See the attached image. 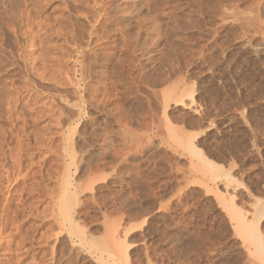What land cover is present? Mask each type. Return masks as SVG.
Returning a JSON list of instances; mask_svg holds the SVG:
<instances>
[{
  "label": "rangeland",
  "instance_id": "obj_1",
  "mask_svg": "<svg viewBox=\"0 0 264 264\" xmlns=\"http://www.w3.org/2000/svg\"><path fill=\"white\" fill-rule=\"evenodd\" d=\"M27 2L16 4L22 6L15 12L14 4L13 10L0 7V16L6 14L0 19L10 22L0 25L6 27L0 28V136L6 137L4 141L0 137V222L15 205L21 214L12 249L0 250V264L54 261L58 231L50 222L68 160L66 128L78 118L79 109L85 113L73 134L75 158L81 166L88 155L93 173L82 178L78 167L72 178L82 185L97 179V188L81 193L80 205L75 206L81 210L83 219L78 220H83L86 235L94 239L92 245H104L107 234L117 248L126 233L127 259L119 256L121 264H264V0H37L32 6L31 0ZM24 15L27 24L21 23ZM12 16H19L20 22ZM122 18L128 24L127 39L118 34ZM92 24L99 25V31L111 30L104 48L91 45L114 57L109 77L94 76L101 77L93 83L100 89L81 95L68 84L75 70L73 42L86 43L85 47ZM66 38H72L71 43ZM37 55L44 57V65ZM115 55L121 59L116 61ZM57 57L63 59L59 65L54 63ZM79 96L86 101L85 111L64 100L71 103ZM198 149L218 164L203 167ZM94 163L104 165L95 170ZM5 197L11 201L8 209ZM232 212L245 218L246 238L238 233ZM8 220L2 221L8 225L2 227L6 235ZM115 228L119 233L111 238L108 232ZM22 234L33 240L22 241ZM64 238L65 263L100 264Z\"/></svg>",
  "mask_w": 264,
  "mask_h": 264
},
{
  "label": "bare ground",
  "instance_id": "obj_2",
  "mask_svg": "<svg viewBox=\"0 0 264 264\" xmlns=\"http://www.w3.org/2000/svg\"><path fill=\"white\" fill-rule=\"evenodd\" d=\"M20 1H23V0H0V7H3L4 8V10H5V8H7L8 7V9L10 10V8H9V6H11V8L13 7L12 5L14 4V10H13V8H12V12H15L16 10H15V7L17 6L16 4H18V3H20ZM25 2H24V5L26 4V2L28 1L29 2V0H24ZM32 2H31V5L30 6H32V4H33V2H34V4L35 5H38V4H36L35 2L37 1H33V0H31ZM27 2V3H28ZM46 2V1H45ZM44 2V3H45ZM96 2V1H95ZM94 2V3H95ZM102 2V1H101ZM109 2V1H108ZM30 3V2H29ZM67 3V2H66ZM20 4H22L23 5V3L21 2ZM20 4H18V6L20 5ZM46 4V3H45ZM74 4V3H73ZM21 5V6H22ZM23 5V6H24ZM40 5H42V4H40ZM44 5V4H43ZM42 5V6H43ZM21 6H20V8H21ZM27 6V5H26ZM25 6V7H26ZM29 6V5H28ZM34 6V5H33ZM96 6V5H95ZM112 6V5H111ZM110 6V7H111ZM38 8H39V6H37ZM41 7V6H40ZM75 7V6H74ZM77 7V6H76ZM79 7V6H78ZM104 7V6H103ZM20 8H17L16 7V9H20ZM22 8H24V7H22ZM33 8V7H32ZM43 8H45V7H43ZM82 8V7H81ZM106 8H108V6L106 7ZM7 9V10H8ZM27 9H29L30 10V7L29 8H27ZM33 9H36V6H35V8H33ZM0 10H1V8H0ZM3 10V11H4ZM17 10V11H18ZM26 9H24V11H25ZM41 10V9H40ZM107 9H104L103 8V11L104 12H102L104 15H107L108 14V11H106ZM122 10V9H121ZM22 12H24L23 11V9L21 10ZM39 11V10H38ZM37 10H35V12H37L38 14H37V16H39L40 14H39V12H38ZM99 11V10H98ZM123 11V10H122ZM8 12V11H7ZM11 12V11H10ZM20 12V11H19ZM21 12V13H22ZM26 12V11H25ZM24 12V13H25ZM6 13V11L4 12V14ZM9 13V12H8ZM27 13H28V10H27ZM29 13H31V12H29ZM29 13L27 14L28 16H29ZM89 13V12H88ZM26 14V13H25ZM101 14V13H100ZM110 14V13H109ZM119 14V13H118ZM1 15V14H0ZM6 15V14H5ZM0 16V17H6V16ZM8 15V14H7ZM10 15H13V14H10L9 13V16ZM27 15H24V17L25 16H27ZM42 15V14H41ZM102 15V14H101ZM111 15V14H110ZM124 15V14H123ZM20 16H21V14H20ZM28 16L26 17V19L24 20V22H23V20H22V18H21V23H25V21L27 20V18H28ZM31 16V15H30ZM29 16V17H30ZM97 16V15H96ZM17 17H19V16H17ZM17 17L15 18V17H10V19L11 18H13V20H15V21H17L18 19H17ZM34 17H36V15L34 16ZM65 17V16H64ZM97 17H99V16H97ZM109 17V16H108ZM31 18H33V16H31L30 17V20H31ZM39 17H37L36 19H38ZM45 18V17H44ZM43 18V19H44ZM47 18V17H46ZM66 18V17H65ZM114 18V17H113ZM113 18H111V19H113ZM3 18H1L0 19V25H1V23H2V25H5L4 24V22L6 23V25H8L9 26V24H10V22H9V24L5 21V20H2ZM17 19V20H16ZM20 19V18H19ZM34 19V18H33ZM31 20V21H34V20ZM68 19V18H67ZM70 19V18H69ZM96 19V18H95ZM6 20H9V18L7 17L6 18ZM13 20H9V21H13ZM29 20V19H28ZM109 20V19H108ZM30 21V23H32ZM47 21V20H46ZM67 21V20H66ZM74 21H76V19L74 20ZM18 23L20 22V21H17ZM42 22H43V20H42ZM70 22V21H69ZM95 22H96V20H95ZM95 22H93V23H95ZM107 22V21H106ZM113 22H115V21H113ZM140 22V21H139ZM28 22L26 21V24H27ZM30 23H29V25H30ZM40 23V22H39ZM98 23V22H97ZM111 23V22H110ZM119 23H124V25H122V28H123V30H118V32L120 31V33H118V32H116V33H118V34H120L121 35V38H124L125 37V31H124V28L125 27H127L126 25H128L127 23H126V21H125V19L124 18H122V20H120V22ZM11 24H14V22L13 23H11ZM33 24H35V23H33ZM41 24V23H40ZM68 24V23H67ZM120 24V25H121ZM44 25V24H43ZM104 25V24H103ZM12 26V28H13V25H11ZM11 26L9 27V29H11ZM37 26V25H36ZM39 26V25H38ZM49 26V25H48ZM97 26H99V25H97V24H92V25H90V28H88L89 29V32L87 31V33H88V41L90 42V40H91V42L89 43H87V45L85 46V47H83L85 44H82L83 46H80V44H79V42H77V41H75V42H73V45L75 46V51H76V53H75V55H73V59H72V61H73V66H74V68H75V70L73 71V78H70L69 77V79H68V84H70V85H73V87L75 88L74 90L75 91H77V92H84V94L85 93H87L88 91L89 92H91V90H96V89H100V85H98L97 86V84L95 85V84H93L94 83V80L95 81H99V79L101 78H95V77H97V75H99V76H108V75H106V73H107V71L110 69L109 67H111V66H109L110 65V60H111V58L112 57H114V54L113 53H106V51L105 52H102L103 50H99V51H97V48L96 47H94V46H92L91 44H93V45H97V46H99V48H101V47H103V44L105 43V39H108L109 38V34H110V32H111V30L109 29V28H105V29H102V27L100 28L101 29V31H99V29L97 28ZM101 26H102V24H101ZM118 26V25H117ZM2 28H3V26H1ZM0 27V28H1ZM40 27V26H39ZM4 28H6V27H4ZM3 28V29H4ZM8 28V27H7ZM21 28V27H20ZM28 28H29V26H28ZM31 28V27H30ZM33 28V27H32ZM52 28V27H51ZM63 28V27H62ZM117 28V27H116ZM140 28V27H139ZM113 29H115V28H113ZM21 30V29H20ZM26 31H24L25 33L29 30V29H25ZM60 30V29H59ZM59 30H57V31H59ZM63 30H65V29H63ZM70 30V29H69ZM80 30H82V29H80ZM4 31V30H3ZM6 31V30H5ZM11 31V30H10ZM13 31H14V28H13ZM31 31V30H30ZM66 31V33H67V30H65ZM64 31V32H65ZM72 31V30H71ZM76 31V30H75ZM75 31L73 32V33H75ZM116 31V30H115ZM2 32V31H1ZM23 32V33H24ZM63 32V33H64ZM78 32V31H77ZM80 32V31H79ZM113 32V31H112ZM139 32V31H138ZM22 33V34H23ZM55 33H57V32H55ZM62 33V32H61ZM61 33H60V35H61ZM62 33V34H63ZM68 33H69V31H68ZM71 33V32H70ZM73 33H72V35H73ZM127 33V32H126ZM14 34H16V32L14 31ZM77 34V33H76ZM75 34V35H76ZM79 34V33H78ZM78 34L76 35V36H78ZM127 34H129V33H127ZM6 35V34H5ZM13 35V34H12ZM59 35V34H58ZM64 36H65V33L63 34ZM68 35H70L71 37H72V35L71 34H68ZM115 35V34H114ZM113 35V36H114ZM117 35V34H116ZM11 36V35H10ZM9 36V37H10ZM16 36H17V34H16ZM63 36V37H64ZM69 36V37H70ZM80 36V35H79ZM111 36V35H110ZM113 36H111L112 38H113ZM118 36V35H117ZM13 38H15L14 36H12ZM23 37V36H22ZM21 37V38H22ZM41 37V36H40ZM49 37H51V36H49ZM54 37H56V35L54 36ZM62 37V36H61ZM66 37H68L67 36V34H66ZM81 37V36H80ZM110 37V38H111ZM120 37V36H119ZM127 37V36H126ZM125 37V38H126ZM44 38V37H43ZM53 38V37H52ZM58 38V37H57ZM73 38V37H72ZM72 38H70V39H72ZM79 37H77V39H78ZM124 38V39H125ZM2 39V38H1ZM18 39V38H17ZM49 39V38H48ZM64 39V38H63ZM69 38L67 39L66 38V41H68L69 40V42L71 41ZM114 39V38H113ZM118 39V38H117ZM127 39V38H126ZM7 40V39H6ZM32 40H33V38H32ZM35 40V39H34ZM42 40V39H41ZM40 40V42H42ZM54 40H56L55 38H54ZM73 41H74V38L72 39ZM76 40V39H75ZM116 40V39H115ZM114 40V41H115ZM0 41H2V40H0ZM38 41V40H37ZM47 41V40H46ZM109 41H111V40H109ZM129 41V40H128ZM128 41H126V42H128ZM132 41V40H131ZM28 42V41H27ZM30 42V41H29ZM36 41H34V43H35ZM47 42H49V41H47ZM45 43V44H49V46H51V44H50V42L49 43ZM77 42V43H76ZM82 42V41H81ZM86 42V41H85ZM108 41H106V43H107ZM117 42V41H116ZM116 42H115V44H116ZM120 42V41H119ZM118 42V43H119ZM31 43H33L32 41H31ZM38 43H39V41H38ZM44 43V42H43ZM71 43V42H70ZM70 43H68V44H70ZM83 43V42H82ZM105 43V44H106ZM109 43V42H108ZM111 43V42H110ZM130 43V42H129ZM6 44V42L4 41V45ZM28 44V43H27ZM41 44L42 43H40V45L38 44V47L39 46H41ZM44 44V45H45ZM54 44H55V42H54ZM120 44V43H119ZM122 44V43H121ZM125 44V43H124ZM135 44V43H134ZM3 45V44H2ZM7 45V44H6ZM35 45V44H34ZM60 45V44H59ZM72 45V46H73ZM111 45V44H110ZM46 46V45H45ZM45 46H43L42 48H44ZM48 46V47H49ZM58 46V45H57ZM105 46V45H104ZM109 46V45H108ZM115 46V45H114ZM117 46V45H116ZM121 46V45H120ZM119 46V49L121 48ZM124 46V45H123ZM127 46H130V45H127ZM10 47H12V46H10ZM51 47H54V46H51ZM61 47V46H60ZM89 47V48H88ZM106 47V46H105ZM110 47V46H109ZM109 47H108V49H109ZM46 49H47V46L45 47ZM50 48V47H49ZM86 48H88V50L89 49H91V50H89V51H85V49ZM104 48V47H103ZM114 48V47H113ZM117 48V47H116ZM124 48V47H123ZM39 49H40V47H39ZM102 49V48H101ZM106 49V48H105ZM111 49V48H110ZM109 49V51H111ZM12 50V49H11ZM32 50V49H31ZM41 50V49H40ZM45 50V49H44ZM43 50V51H44ZM48 50V49H47ZM51 50H52V48H51ZM56 50V49H55ZM61 50V49H60ZM69 50V49H68ZM129 50V49H128ZM42 51V50H41ZM42 51V52H43ZM108 51V52H109ZM112 51H113V49H112ZM120 51V50H119ZM125 51V50H124ZM130 51V50H129ZM138 51V50H137ZM34 52V51H33ZM40 52V51H39ZM41 52V53H42ZM45 52V51H44ZM48 52V51H47ZM66 52V51H65ZM89 52V53H88ZM114 52H116V50H114ZM128 52V51H127ZM126 52V53H127ZM141 52V51H140ZM61 53V52H60ZM63 53V52H62ZM133 53V52H132ZM44 54L45 53H43V56H44ZM113 54V55H112ZM116 54H118V53H116ZM131 54V53H130ZM12 55V54H11ZM18 55V54H17ZM62 55V54H61ZM66 55V54H65ZM119 55V54H118ZM138 55V54H137ZM20 56V55H19ZM38 56V55H37ZM125 56V55H124ZM1 57V56H0ZM36 57V56H35ZM39 57V56H38ZM49 57V56H48ZM59 57V56H58ZM58 57H57V59H55V61H54V63H56V65H59L60 64V62H63V59L60 57V59H58ZM64 57V56H63ZM52 58V57H51ZM117 58V56L115 55V58L114 59H116ZM124 58V57H123ZM135 58V57H134ZM1 59V58H0ZM25 59V58H24ZM36 59H37V57H36ZM39 59H40V57H39ZM48 59V58H47ZM53 59V58H52ZM51 59V60H52ZM119 59H121V58H119ZM118 58L116 59V61L117 60H119ZM129 59V58H128ZM128 59H127V61H128ZM34 60V59H33ZM38 60V59H37ZM41 62L40 63H42L43 65L45 64V62H44V57L42 58V56H41ZM49 60V59H48ZM66 60V59H65ZM125 60V59H124ZM130 60V59H129ZM27 61V60H26ZM53 61V60H52ZM112 61V60H111ZM113 61H115V60H113ZM126 61V60H125ZM126 61V62H127ZM30 62V61H29ZM50 62V61H49ZM129 62V61H128ZM2 63V62H1ZM26 63V62H25ZM118 63H120V62H118ZM130 63V62H129ZM128 63V64H129ZM138 63V62H137ZM140 63V62H139ZM143 63V62H142ZM29 64V63H28ZM31 64V63H30ZM114 64H115V62H114ZM26 65V64H25ZM32 66H33V64H31ZM112 65V64H111ZM124 65V64H123ZM127 65V64H126ZM109 66V67H108ZM113 66V65H112ZM120 66V67H119ZM172 66V65H171ZM26 67V66H25ZM78 67V68H77ZM116 67H118V68H121V65H115V66H113V68L115 69ZM173 67V66H172ZM73 68V69H74ZM113 68H111V71H115V70H112ZM122 68H125L124 66H122ZM128 68V67H127ZM131 68H132V66H131ZM130 68V69H131ZM108 69V70H107ZM129 69V68H128ZM128 69L127 70H124V71H126V72H128ZM27 70V69H26ZM121 69H119V71H120ZM122 71V70H121ZM59 73L61 72V71H58ZM130 72V71H129ZM26 73V72H25ZM32 73V72H31ZM112 73V72H111ZM40 74H42V73H40ZM39 74V75H40ZM61 74H63V73H61ZM109 74V73H108ZM112 74H114V73H112ZM162 74V73H161ZM176 74V73H175ZM43 75V74H42ZM59 75V74H58ZM164 75V74H163ZM95 76V77H94ZM110 76V75H109ZM108 76V77H109ZM119 76V75H118ZM131 76H132V74H131ZM130 76V77H131ZM139 76V75H138ZM168 76V75H167ZM42 77V76H41ZM40 77V78H41ZM44 78H45V76H43ZM47 77V76H46ZM68 77V76H67ZM123 77V76H122ZM127 77V76H126ZM156 77V76H155ZM43 78V79H44ZM133 78V77H132ZM160 78V77H159ZM166 78V77H165ZM118 79V78H117ZM123 79V78H122ZM127 79V78H126ZM158 79V78H157ZM156 79V80H157ZM161 79V78H160ZM162 80H164V79H162ZM66 81H67V79H66ZM116 81V80H115ZM124 81V80H123ZM63 82V81H62ZM101 82V81H100ZM100 82H98V83H100ZM132 83V82H131ZM151 83H152V81H151ZM59 84H61V83H59ZM101 84V83H100ZM103 85H104V82L102 83ZM125 84V83H124ZM130 84V83H129ZM161 84V83H160ZM132 85H133V83H132ZM58 86V85H57ZM61 86V85H60ZM134 86H136V85H134ZM101 87H102V85H101ZM137 87V86H136ZM126 88V87H125ZM175 89V88H174ZM83 92L81 93V95L83 94ZM89 92H88V94H89ZM67 94V93H66ZM65 94V95H66ZM58 95H59V93H58ZM63 96V95H62ZM75 96V95H74ZM89 95H86L85 96V98H87ZM59 97V96H58ZM91 96H89V98H90ZM61 98V100H63L62 99V97H60ZM63 98H64V96H63ZM74 98V97H73ZM91 99H93V98H91ZM91 99H89V100H91ZM29 100V99H28ZM68 104H70L72 107H75V108H81V109H83V111H85L84 109H86V108H84V106L86 105L85 103H86V101L83 99V98H81V96H79L78 97V99L77 100H75L74 102H71L70 103V100H68V99H64ZM94 100V99H93ZM181 100V99H180ZM92 101V100H91ZM91 101H87L88 102V104L89 105H93V103H91ZM91 103V104H90ZM95 103V102H94ZM85 104V105H84ZM95 106H97V105H95ZM94 106V107H95ZM86 107V106H85ZM14 111V110H13ZM10 112V111H9ZM77 112V111H76ZM8 113V112H7ZM82 111L79 109V111H78V118H77V116H76V118H74V119H76V120H74L73 119V121H70V124H71V126L70 127H68V128H66L67 129V133H66V136H67V155L66 156H68V160L66 161V163L64 164V172H63V176H62V179H61V186H60V190H59V194H58V196H57V200H56V213H53L52 214V222H50V226H51V228L52 229H56L58 232L57 233H55L54 234V239H55V241L57 242V246H55V247H53V254H54V261H51V264H68V262L69 261H67L66 263L64 262V259H65V254L66 253H64V252H67V251H65L64 250V246L62 247V240L63 239H65L64 237H66L72 244H77V245H79L80 247H82L86 252H88L89 254H90V256L91 257H93L95 260H97L98 262H100V264H121V261H122V259L119 257V256H122V258L123 259H127V250H126V247L127 246H125L124 245V243H125V241H124V238H125V235H126V233H124L123 234V236H122V242H121V245H118V247L116 248V247H113L112 246V244H111V242H110V240H109V236H107V234H106V236L105 237H107V239H105L104 238V245H101V246H96V245H92L91 244V240H93L94 241V239H93V237H91V236H87L86 235V231L84 230V226L82 225V223H81V221H83V220H78V218L80 217L81 219H83L82 218V216H80V213H81V210H79L78 208L77 209H75V206H77L79 203H80V194L81 193H83L84 191H86V190H90V191H93V190H95V188H97V186H94V183L97 181V179H95V178H89L88 179V181L86 182V184L85 185H82V184H80L79 182H74L73 181V178H72V173L74 172V171H76V169L79 167V173L80 174H78V175H80L81 177L82 176H89V174H91V173H93V171H92V169H93V167L91 166V162H90V158L88 157V155H86L87 157H86V159L83 161V163H82V165L81 166H78L77 165V162H76V147L74 146V141H73V134L75 133V129H76V126L78 125V123H79V119H82L83 118V116H82V114H84V113H82ZM60 115V114H59ZM73 115V114H72ZM60 117V116H59ZM59 117H56V118H58L59 119ZM71 118V117H70ZM69 118V119H70ZM69 119H66V120H69ZM60 121L61 120H58L57 122H59L60 123ZM69 122V121H68ZM15 123V122H14ZM13 126V125H12ZM16 126V125H15ZM19 129V128H18ZM3 131V130H2ZM18 131V130H17ZM4 132V131H3ZM26 132V131H25ZM2 133V132H1ZM12 134V133H11ZM16 134H17V132H16ZM26 135H27V133H25ZM5 135V134H4ZM28 136H29V133H28ZM1 138H2V140H3V138L5 137H2V135L0 136ZM6 138V137H5ZM2 140H0L1 142V144H2ZM7 140V139H6ZM4 141V140H3ZM7 142V141H6ZM14 142H17V141H14ZM16 144V143H15ZM18 144V143H17ZM16 146V145H15ZM14 146V147H15ZM1 147V146H0ZM13 147V146H12ZM17 147H19V146H17ZM79 147V146H78ZM77 147V148H78ZM188 147V146H187ZM189 148L191 149V151L194 149V144H189ZM19 149V148H18ZM0 150H1V148H0ZM3 150V149H2ZM201 153V155L203 156V161H204V166L203 167H205V168H211V167H215L218 163H216L214 160H212L211 158H208L204 153H203V151L201 150V149H198ZM19 151V150H18ZM16 152V151H15ZM13 153V152H12ZM20 153V152H19ZM16 157H18V155L16 156ZM19 158V157H18ZM17 159V158H16ZM1 160V159H0ZM13 160H14V157H13ZM18 160V159H17ZM63 160V159H62ZM19 161V160H18ZM21 161V160H20ZM19 161V162H20ZM64 161V160H63ZM64 161V162H65ZM2 162H4V161H2ZM14 162L16 163V160H14ZM20 164V163H19ZM22 164V163H21ZM20 164V165H21ZM95 164V165H94ZM93 165L96 167V168H94L95 170H97L98 168H100L102 165H104V163H94ZM1 165V164H0ZM15 165V167L17 166L18 167V165H16V164H14ZM89 166H91L90 168H89ZM92 168V169H91ZM8 169V168H7ZM6 169V170H7ZM18 169V168H17ZM72 169H74V170H72ZM95 170H94V172H95ZM9 171H11L12 172V170H10L9 169ZM15 171H17V170H15ZM20 171V170H19ZM2 172H3V170H2ZM4 173V172H3ZM16 173V172H15ZM28 174V173H27ZM1 175H3L2 173H1ZM8 175H10V174H8ZM7 175V177H9ZM14 175V174H13ZM17 175V174H16ZM3 176H5V175H3ZM19 176V175H18ZM18 176H17V178H18ZM119 176V175H118ZM143 176V175H142ZM6 178V177H5ZM12 178V177H11ZM83 178V177H82ZM79 179H81L80 177H79ZM137 179V178H136ZM104 180V179H103ZM2 181V180H1ZM12 182V181H11ZM10 184V183H9ZM12 184V183H11ZM10 184V185H11ZM16 184V183H15ZM23 187V186H22ZM25 187V186H24ZM100 187V186H99ZM21 188V187H20ZM13 189V188H12ZM110 189V188H109ZM57 190V191H58ZM18 191V190H17ZM22 191V190H21ZM20 191V192H21ZM11 192H14L13 190L11 191ZM9 194V193H8ZM8 194H5V196L6 195H8ZM12 194V193H11ZM19 194V193H18ZM118 194V193H117ZM50 195V194H49ZM111 195V194H110ZM113 195V194H112ZM92 196H94L93 194H92ZM115 196V195H114ZM98 197V196H97ZM111 197V196H110ZM6 198V201H4V205H5V207H7V209H8V207H11L10 205H11V201H10V199L9 198H7V197H5ZM17 198V197H16ZM22 198V197H21ZM94 198V197H93ZM96 198V197H95ZM99 198V197H98ZM105 198V197H104ZM115 198V197H114ZM12 200H13V196H12V198H11ZM83 199V198H82ZM81 199V200H82ZM100 199V198H99ZM84 200V199H83ZM93 200V199H92ZM95 200V199H94ZM98 200V199H97ZM96 200V201H97ZM106 200H107V197H106ZM119 200V199H118ZM123 200V199H122ZM125 200H127V199H125ZM16 201H19V200H15V202ZM89 201H91V200H89ZM120 201V200H119ZM13 202H14V200H13ZM21 202V201H20ZM82 202V201H81ZM84 202V201H83ZM88 202V201H87ZM22 203V202H21ZM86 203V202H85ZM15 204V203H14ZM17 204V203H16ZM20 204V203H19ZM84 204V203H83ZM21 205H23V204H21ZM80 205V204H79ZM119 205V204H118ZM121 205V204H120ZM19 206V205H18ZM18 206H16L15 205V207H13V209L10 211H7V210H5V209H3L4 210V212H8V215H9V212L10 213H12V215H10L9 217H8V215L7 214H5L4 212V215H3V217L5 218V219H9L8 220V222L10 223V229H9V232H8V229H7V231L6 232H8L7 233V235L3 232V229H2V227L4 226V225H6V226H8L7 225V223H6V221H5V223L3 222V224H2V221L3 220H5V219H2V221L0 222V225L2 224V226L0 227L1 229H0V240H1V238H3L2 237V233L1 232H3L6 236V240H4L3 242H2V240L0 241V250H9V249H12L11 248V245H12V242H13V240H14V238H16V235H18L17 233H15V232H18V231H16V230H19V225H17L16 223H18L17 221L19 220V216L21 215V214H19V212H18V214L19 215H17V210H18ZM26 206V205H25ZM25 206H23V207H25ZM124 206V205H123ZM123 206H121V207H123ZM125 206H126V204H125ZM128 206V205H127ZM1 207H2V205H1ZM4 207V206H3ZM20 207V206H19ZM80 207V206H79ZM26 208V207H25ZM84 208V207H83ZM129 208V207H128ZM85 209V208H84ZM120 209V208H119ZM124 209H125V207H124ZM138 209V208H137ZM22 210H24V208L22 209ZM92 210H94V209H92ZM126 210V209H125ZM128 210V209H127ZM142 210V209H141ZM148 210V209H147ZM2 211V210H1ZM0 211V212H1ZM21 211V210H20ZM82 211H83V209H82ZM84 211H86V209L84 210ZM84 211H83V213H84ZM145 211V210H144ZM52 212V211H51ZM126 212H128V211H126ZM125 212V214H127ZM130 212V211H129ZM128 212V213H129ZM2 213V214H3ZM113 213V212H112ZM233 213V215H232V218L234 219V220H236V229H237V231H238V233L243 237V238H246L247 237V235H249V233H248V231L247 230H249V228H247V225H246V221H245V218L243 217V215L242 214H240V213H235V212H232ZM231 213V214H232ZM22 214H23V211H22ZM84 214H86V212L84 213ZM84 214H83V217H84ZM141 214V213H140ZM50 215V214H49ZM82 215V214H81ZM94 215V214H93ZM133 215V214H132ZM25 216V215H24ZM140 216V215H139ZM1 217H2V215H1ZM51 217V216H50ZM129 217V216H128ZM133 217H135V216H133ZM132 217V218H133ZM20 218H23V216L22 217H20ZM85 218V217H84ZM21 220V219H20ZM23 220V219H22ZM85 220V219H84ZM92 220V219H91ZM98 220V219H97ZM46 221V220H45ZM48 222V223H49ZM94 222V221H93ZM21 223V222H20ZM29 223V222H28ZM84 224H85V222H83ZM22 224V223H21ZM44 224V223H43ZM120 224V223H119ZM23 225V224H22ZM42 225V224H41ZM100 225V224H99ZM5 226V227H6ZM126 226V225H125ZM8 228V227H7ZM25 228H27L26 226H25ZM24 228V229H25ZM31 228V226H29V228L28 229H30ZM6 229V228H5ZM4 229V230H5ZM51 229V230H52ZM87 229V228H86ZM26 230V229H25ZM117 230V228H115V230L113 229V230H111V232H108V234L111 236V238L112 237H114L115 235H118V233H119V231H116ZM14 231V232H13ZM48 231H49V229H48ZM53 231V230H52ZM20 232V231H19ZM22 232V231H21ZM20 232V233H21ZM22 233H24V232H22ZM25 233H26V231H25ZM49 233V232H48ZM24 234H22V238H21V240L22 241H24L25 242V240H27V238L28 239H30V240H33L32 238H31V236L29 237V236H23ZM48 235H50V234H48ZM53 235V234H52ZM4 236V235H3ZM43 236V235H42ZM116 237V236H115ZM114 237V238H115ZM99 238V237H98ZM53 239V238H52ZM95 240H99V239H96L95 238ZM17 241V240H16ZM15 241V242H16ZM21 241V242H22ZM100 241V240H99ZM23 242V243H24ZM101 242H103V241H101ZM131 242V241H130ZM27 243V242H26ZM94 243V242H93ZM17 244H18V242H17ZM22 243H20V245H21ZM62 244V245H61ZM65 244V243H64ZM29 245V244H28ZM14 246H16L17 247V245L15 244ZM66 246V245H65ZM66 248V247H65ZM68 249V248H67ZM26 250V249H25ZM10 251H12V250H10ZM50 252V251H49ZM26 253V252H25ZM70 254V253H69ZM73 255V254H72ZM8 256H10V255H8ZM11 257V256H10ZM14 257V256H13ZM12 257V258H13ZM16 258H17V256H15ZM67 257V256H66ZM70 257V256H69ZM11 258V259H12ZM15 258V259H16ZM10 259V258H9ZM17 260H18V258H17ZM70 260V259H69ZM136 261V260H135ZM17 262V261H16ZM72 263V262H71ZM70 263V264H71ZM136 264H137V262H136Z\"/></svg>",
  "mask_w": 264,
  "mask_h": 264
}]
</instances>
